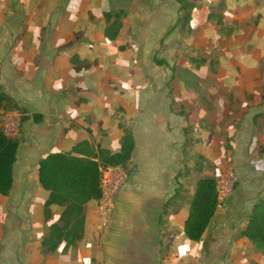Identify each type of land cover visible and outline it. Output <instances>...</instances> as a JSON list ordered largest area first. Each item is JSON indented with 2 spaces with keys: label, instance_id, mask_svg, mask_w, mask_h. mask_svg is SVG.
Instances as JSON below:
<instances>
[{
  "label": "crops",
  "instance_id": "crops-1",
  "mask_svg": "<svg viewBox=\"0 0 264 264\" xmlns=\"http://www.w3.org/2000/svg\"><path fill=\"white\" fill-rule=\"evenodd\" d=\"M187 1L183 25L179 0H0V89L28 114L10 193L0 194V264H264L240 234L264 198V0ZM213 9L222 23L208 19ZM115 13L121 27L109 39ZM120 123L131 128L135 164L112 212L87 202L82 238L44 253L61 208L45 218L38 161L82 141L118 151ZM227 165L234 189L190 240L196 181Z\"/></svg>",
  "mask_w": 264,
  "mask_h": 264
},
{
  "label": "trees",
  "instance_id": "trees-1",
  "mask_svg": "<svg viewBox=\"0 0 264 264\" xmlns=\"http://www.w3.org/2000/svg\"><path fill=\"white\" fill-rule=\"evenodd\" d=\"M183 9L180 21L184 25L191 19L194 3L179 0ZM208 19L222 23V16L216 12L208 14ZM112 22L105 28V35L114 39L121 27L120 13L107 14ZM198 64L205 58L194 59ZM159 61L158 63H162ZM16 111L21 122L28 118L27 110L13 97L0 89V194L8 195L13 184V164L21 137L4 133L1 118L6 112ZM34 120L40 114L32 115ZM122 129L121 146L111 152L107 148H95L88 141L75 144L64 152L46 153L37 164L38 181L48 191L44 203L45 218L52 217V205L60 206L56 221L49 224L46 235L41 240L44 253H51L64 242L65 247L76 244L83 236L85 223V205L97 200L101 195V172L108 166H118L125 170L131 167L134 139L131 128L120 123ZM227 153L226 148L224 154ZM216 179L202 176L196 181V188L189 204V213L184 224V233L190 240L199 241L218 205ZM240 234L250 240L255 249L264 252V198H258L247 215Z\"/></svg>",
  "mask_w": 264,
  "mask_h": 264
},
{
  "label": "built area",
  "instance_id": "built-area-1",
  "mask_svg": "<svg viewBox=\"0 0 264 264\" xmlns=\"http://www.w3.org/2000/svg\"><path fill=\"white\" fill-rule=\"evenodd\" d=\"M19 118L16 111L6 112L2 118L5 134L16 136L19 133ZM129 177L128 171L118 166H108L101 172V195L97 199L100 214H110L115 205V198L122 184ZM236 175L232 166L227 165L216 178L218 203L228 197L234 189Z\"/></svg>",
  "mask_w": 264,
  "mask_h": 264
},
{
  "label": "rangeland",
  "instance_id": "rangeland-1",
  "mask_svg": "<svg viewBox=\"0 0 264 264\" xmlns=\"http://www.w3.org/2000/svg\"><path fill=\"white\" fill-rule=\"evenodd\" d=\"M237 1H239L240 5H241V3H244L245 0H237ZM217 10L218 9H213V11H215V12H217ZM257 32H258V29H257ZM240 35H242V33L237 32L236 35H234V37L232 38V41H234L236 39L237 41L240 42L241 40L238 38ZM229 40H230V38L227 37V39H224L221 42V45H223L224 43H226ZM242 43L244 44L245 42H242ZM228 66L230 67V61L229 60H228V63H222L220 66H218L216 68V70H229ZM249 70H253V67H252L251 63H249ZM18 118H19V120H18L19 121V133H18V135L20 136V134H22L21 132H22L23 129H21V127H22L21 124L22 123H21L19 115H18ZM39 144H40V146H39L40 150L46 149V148H50L51 147V139H46V140H44V142H39Z\"/></svg>",
  "mask_w": 264,
  "mask_h": 264
},
{
  "label": "water",
  "instance_id": "water-1",
  "mask_svg": "<svg viewBox=\"0 0 264 264\" xmlns=\"http://www.w3.org/2000/svg\"><path fill=\"white\" fill-rule=\"evenodd\" d=\"M132 164H135V161L134 160H132ZM128 174H133V170L132 169H129L128 170Z\"/></svg>",
  "mask_w": 264,
  "mask_h": 264
}]
</instances>
